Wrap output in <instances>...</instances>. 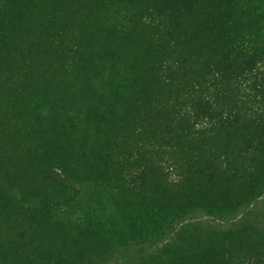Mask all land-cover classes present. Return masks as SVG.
<instances>
[{
    "label": "trees",
    "instance_id": "16d2710c",
    "mask_svg": "<svg viewBox=\"0 0 264 264\" xmlns=\"http://www.w3.org/2000/svg\"><path fill=\"white\" fill-rule=\"evenodd\" d=\"M263 196L264 0H0V264H264Z\"/></svg>",
    "mask_w": 264,
    "mask_h": 264
},
{
    "label": "rangeland",
    "instance_id": "374dc122",
    "mask_svg": "<svg viewBox=\"0 0 264 264\" xmlns=\"http://www.w3.org/2000/svg\"><path fill=\"white\" fill-rule=\"evenodd\" d=\"M254 210L256 213L259 212V214L264 212V196L254 206ZM202 221H205V224H211V225L219 224L221 226H229L232 223L228 219L217 220L209 217L203 218ZM152 249L153 248L150 246H146V247L134 246L129 249L116 253L114 258L105 264H135L137 258L142 252L148 250L152 251Z\"/></svg>",
    "mask_w": 264,
    "mask_h": 264
}]
</instances>
